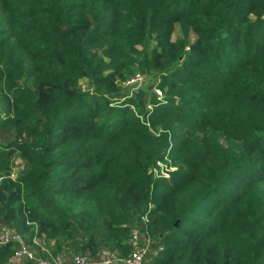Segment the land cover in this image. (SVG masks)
Wrapping results in <instances>:
<instances>
[{
  "label": "trees",
  "instance_id": "1",
  "mask_svg": "<svg viewBox=\"0 0 264 264\" xmlns=\"http://www.w3.org/2000/svg\"><path fill=\"white\" fill-rule=\"evenodd\" d=\"M0 178L38 255L264 264V0H0Z\"/></svg>",
  "mask_w": 264,
  "mask_h": 264
},
{
  "label": "built area",
  "instance_id": "2",
  "mask_svg": "<svg viewBox=\"0 0 264 264\" xmlns=\"http://www.w3.org/2000/svg\"><path fill=\"white\" fill-rule=\"evenodd\" d=\"M143 79L141 75H137L133 80ZM160 93V91H159ZM12 176H15L13 174ZM1 182V178H0ZM131 242L133 250L126 258H119L115 252L104 250L103 264H113L115 261H122L124 264H148L147 251L149 243L140 241V230L133 227L131 230ZM17 243L10 261L12 264H91L87 256L80 254H72L67 256L64 253H48L47 255H38L30 248L23 235L14 229L4 225L0 229V245Z\"/></svg>",
  "mask_w": 264,
  "mask_h": 264
},
{
  "label": "rangeland",
  "instance_id": "3",
  "mask_svg": "<svg viewBox=\"0 0 264 264\" xmlns=\"http://www.w3.org/2000/svg\"><path fill=\"white\" fill-rule=\"evenodd\" d=\"M137 81L140 82L141 79H137ZM159 95H161V94L159 93ZM176 169H177V165L173 164V161L171 160V158L169 156V157L165 158L164 160H162L158 163L157 171L160 175H163L165 177H169L171 175V173L176 171ZM144 220H147V217H144Z\"/></svg>",
  "mask_w": 264,
  "mask_h": 264
}]
</instances>
